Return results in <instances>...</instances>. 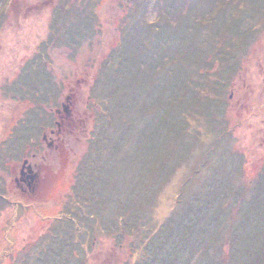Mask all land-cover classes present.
Masks as SVG:
<instances>
[{
	"label": "rangeland",
	"instance_id": "374dc122",
	"mask_svg": "<svg viewBox=\"0 0 264 264\" xmlns=\"http://www.w3.org/2000/svg\"><path fill=\"white\" fill-rule=\"evenodd\" d=\"M171 1L0 0V264H152L225 190L203 248L243 252L245 221L225 213L264 183V0ZM247 17L249 37L223 49L193 24Z\"/></svg>",
	"mask_w": 264,
	"mask_h": 264
},
{
	"label": "trees",
	"instance_id": "16d2710c",
	"mask_svg": "<svg viewBox=\"0 0 264 264\" xmlns=\"http://www.w3.org/2000/svg\"><path fill=\"white\" fill-rule=\"evenodd\" d=\"M177 2L178 1L176 0H172L171 2H169L168 6L172 8L174 7V4H176ZM137 5L138 6L135 5V7L137 8V9L135 8V10L137 11H138V8L143 9L145 7L143 6L144 3H142L141 5L140 4H137ZM171 8L168 10V14L172 12L174 13L175 9H177V8H174V9H171ZM0 15H2V13H0ZM183 18L184 19H182V21L185 20L186 22L187 20H189L188 19L189 14L184 16ZM246 19L248 23L247 22L243 23L244 26L241 29L238 28V26L240 25H238L239 23L237 21H235L233 24L228 23L229 29L221 28L220 25H214L213 21H208L209 23L204 22V20H202L201 18H200V21L197 20L198 22L196 21L193 24L197 26L202 25L205 28H208V26H210L211 28H216L213 30L211 29L212 33L210 34V38L208 39L210 40L211 37L214 38L216 36L217 39H216L214 48L218 46L219 49H223L224 46L226 47L227 46H230V47L237 46L238 41L240 39L242 40L243 37H247V38L249 37V34L254 27L253 17L252 18L247 17ZM156 23L157 21L155 23H152V25L155 26ZM190 26L194 27L192 24ZM165 27L167 29L162 28V31L164 30L169 31L172 34L171 36L172 39H175V40L179 39L180 36L177 33L181 32V29H180L181 26L175 25L171 22V20L166 19ZM245 27H249V29L243 32ZM182 33H185V32L183 31ZM240 43L244 44L243 41L239 42V44ZM246 50H240L239 51L240 55H243L246 52ZM226 57L228 58V56ZM228 61H231V59H225L224 62L227 63ZM224 65H227V64H224ZM226 67L228 66H225L222 69V73L223 75L225 74L227 76L229 72L226 71L225 69ZM222 77L223 76L220 77V80ZM226 85L227 84L220 82V85H219L221 87L220 89H224L225 87H227ZM195 92H196L195 94L196 97L199 96V93L197 92V90H192L191 95ZM196 97L194 96V99ZM177 101L179 102V99ZM191 103H195L194 100L192 99V96H191V100L188 103V105L190 106ZM228 189L233 190L231 187H228L227 190ZM233 191L235 192V195L232 196L234 197L233 198L234 202L231 203L230 209L227 210V212L225 213V216L228 218H231L230 216H228V214H231L230 213L231 208L235 207L236 211H238V215L241 217V220L245 221L244 224L241 223V226L243 227L242 229H244L245 232L244 234L239 236L240 241L238 239L237 244H236L240 246L242 244L246 245V246H243L244 248L243 252H240L239 255L236 254L237 249H233V250L228 249L229 244L227 245V247L226 245L224 246L222 245V247L221 245H214V250L212 249L213 250L212 254L209 252L208 248H205V249L203 248V246L211 247L210 242L212 243L218 242L217 241L218 238L216 237L219 231L218 227H219V224H221L224 221L223 208L227 209V207H229L228 205L226 206L224 205L225 201L223 197L221 196H224L226 201H228L229 198L231 197V194H229L225 190L224 192H222L221 195L217 194L220 197V201L222 202H215L217 207H221L222 209L216 215H213L216 211L215 210L216 206H214V201L216 200V198L214 197V200L211 197L208 198V200H206L207 201L206 204L200 207L197 211L195 210L194 212H191L190 216L187 218L188 223L186 227V233L185 235H182V237L179 240H178L179 237L176 239L174 235L175 233L173 234V232L177 230V227H174L172 225L173 226L171 227L172 233L171 231L168 233L169 236H167V238L163 240V243L159 246L160 249L156 250L155 254L150 255L147 253V256L150 257L149 259L153 261L152 264H156L158 262V254L160 252H164L165 256L168 254L166 253V251H168L166 247H169L170 243L173 244L172 247L174 248V251L169 253L168 258L163 259V262H164L163 264L165 263L166 264H176L178 262V256L182 253H186L187 251L191 253V256L189 255L191 259H189V263L187 264H264V183L261 185V187L258 186V188H255L254 190L253 189L249 190L247 194H245L242 190L239 192L236 190H233ZM213 231L215 232L214 236L212 235ZM238 241H239V244H238ZM186 245H188L190 249L185 250ZM195 246L197 247L198 250H200V252H201V249L206 250L204 252H201L202 253L201 256L197 259H195V254L192 252L193 247ZM234 250H235V253L233 252Z\"/></svg>",
	"mask_w": 264,
	"mask_h": 264
},
{
	"label": "flooded vegetation",
	"instance_id": "af4514ba",
	"mask_svg": "<svg viewBox=\"0 0 264 264\" xmlns=\"http://www.w3.org/2000/svg\"><path fill=\"white\" fill-rule=\"evenodd\" d=\"M21 181L27 182L28 184H31V180H33V177L30 176V173L32 172L31 167L24 166L23 170L21 171ZM32 174V173H31Z\"/></svg>",
	"mask_w": 264,
	"mask_h": 264
}]
</instances>
